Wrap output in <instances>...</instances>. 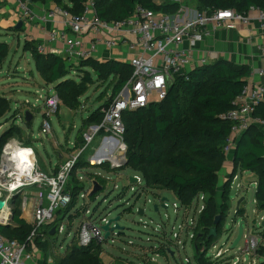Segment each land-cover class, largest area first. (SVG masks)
I'll return each instance as SVG.
<instances>
[{
  "label": "rangeland",
  "instance_id": "1",
  "mask_svg": "<svg viewBox=\"0 0 264 264\" xmlns=\"http://www.w3.org/2000/svg\"><path fill=\"white\" fill-rule=\"evenodd\" d=\"M28 1V4L35 6L42 3L41 5L46 8L54 5L58 0ZM87 1L89 0H86V3ZM155 1L158 4H165L172 0ZM63 2L75 6L71 3L72 0H63ZM177 2L183 6L191 5L192 8H197L196 0H177ZM7 6H9L8 0H0V9ZM13 12V18L20 19L17 12L15 10ZM8 18L7 14L0 13V28L3 30L6 27L5 30L0 31L2 35L0 41H5L9 45L5 62L0 69V95L7 99V104L0 111L2 114L0 116V138L7 132L4 143L16 141L32 146L37 154L40 167L48 172L50 162L52 165L57 163L58 159H61L60 155L62 159L66 160L70 155L79 152L82 143H76V139L81 129L82 138H84V134L91 126L99 125L102 122L104 109L107 107L108 100L115 94L114 87L120 74L113 73L109 77H97L95 71L89 69L94 76V82L79 97L80 104L77 108L70 109L63 104V101L61 102L57 115L52 116L54 131L47 136L41 130L45 111L44 99L49 90L56 89V83L48 84L44 81L33 54L26 50V41L34 39L37 29L25 27L20 33L16 29L17 22L11 20L12 22L7 23ZM44 44L45 42L41 41L38 46ZM60 55L65 60L69 57L68 52L64 49L60 51ZM80 62L72 58L66 61L62 67L68 72V77L65 80H80L79 77L83 74ZM125 71L129 72L130 69H125ZM163 110L168 113L166 108ZM27 111L32 112L34 116L29 122L25 119ZM94 112L100 114V120L88 123V117ZM144 112V123L139 128L140 136L135 137L130 133L129 137L125 138L126 148L130 147L125 152L130 154L131 150H136L139 154H145L152 144L156 148L158 159L164 160L170 152L169 140L157 134L153 111L148 108ZM103 134L95 135L93 142L82 153L83 155L79 158L81 162L78 165L83 166L77 168L81 172L77 175V169H75L68 186L69 190H72L75 184L88 189L93 185L97 176L103 175L108 178L103 184V191L95 200L86 198L88 213L74 217L71 230L70 220L65 219L59 229L57 242L51 240V227H45L41 235L29 242L27 259L33 260L39 256L44 264H69L65 259L70 255L71 250H75V246H78L74 244L73 240L85 217L94 214V218H98L97 225L102 227L104 225L101 220L103 217L107 216L110 219L120 214V224L125 227L124 230L122 232L115 230L108 240L103 237L95 244L97 247L95 252L99 253L104 264H114L119 258L125 259L126 264H197L195 259L197 244H202L201 253H206L205 257L214 264H260L264 260V238L255 249L248 248L251 240L250 235L261 236L264 234L261 229L264 215H261L258 209L254 210L253 205L255 188L258 186L256 175L253 179L248 172H239L241 173L239 180L232 184L235 177L233 176V165L232 172L225 179L224 186V190L230 188L229 198L226 199L230 205L229 214L225 222L221 218L223 223L217 227V236L211 240V248L208 250V246L204 244L207 235H204L202 228L198 227L200 213L198 216V212L194 209L195 202L182 206L170 190L146 189L143 175L127 167L128 165L120 168L121 170H113L109 163L97 165L94 161L92 163L86 161L94 154H106L103 153ZM227 160H229L228 156L221 159L220 172ZM85 161L87 163L84 164ZM136 175L141 177L142 182L130 181V177H136ZM77 178L80 179L79 183H76ZM247 180L249 183L246 184ZM238 184L241 189L237 195ZM223 195L217 194L216 196L219 206L223 203ZM241 195L245 198L241 205L247 207L250 217L235 216ZM162 198L168 199L165 202L167 207L160 206L159 211H155L154 204L161 202ZM84 202L85 200L80 197L77 208H80ZM14 204L19 206L20 198ZM175 204L178 205V209L175 208ZM140 208L145 211L143 215L139 214ZM28 209L32 210L31 207ZM16 210L23 214L19 208ZM29 210H26V216L29 215ZM196 216L198 217L196 218ZM61 217L62 213H59L58 218ZM242 220L244 221L243 238L233 247L238 236L239 222ZM192 236L194 237L192 238ZM76 260L78 259H74L72 263Z\"/></svg>",
  "mask_w": 264,
  "mask_h": 264
},
{
  "label": "built area",
  "instance_id": "2",
  "mask_svg": "<svg viewBox=\"0 0 264 264\" xmlns=\"http://www.w3.org/2000/svg\"><path fill=\"white\" fill-rule=\"evenodd\" d=\"M18 10L24 22L38 24L41 30L48 34L50 41L63 42L69 54L67 60L72 58L83 61L95 58L100 45L108 50L125 48L131 55L129 64L133 73L127 84L104 109L102 122L91 126L84 134L79 152L57 163L50 171H44L40 167L32 146L16 141L5 143L0 155V199L6 200L7 207L1 209L0 213L10 214L13 210L11 193L15 189H23L20 194L23 210L29 206L30 198H34V203L32 232L26 244L0 235V264H25L29 242L55 220L58 210L71 203L72 194L68 190L70 178L79 167V158L93 142L95 135L104 133L102 143L103 153L106 154H94L86 161H94L97 165L109 163L114 169L125 164L128 158L125 152L126 128L123 114L143 109L152 101L163 100L176 77L184 76L188 72V67L194 60L192 47L218 30L250 22L253 18L250 14L252 11L257 12L256 19L260 21L264 31V10L256 7H251L248 12L243 13L230 8L209 12L184 7L176 13H167L138 5L132 16L121 21L103 20L98 15L95 0L87 1L80 14H73L55 4L45 9L41 15H36L28 2L23 0L18 1ZM49 23L61 26L59 29H47ZM185 42L190 44V48L183 47ZM260 50L264 52V45ZM38 51L42 54L48 52L60 55V50L56 48L50 49L49 52L45 44L39 45ZM201 63L206 64V58H201ZM251 76L258 77L259 81H249L236 99L235 107L223 115L234 122L224 151L226 155L235 148L237 138L252 124L264 126V119L255 115L257 108L264 102V65L254 70ZM61 102L57 92L54 89L49 90L44 99L45 111L41 125L42 133L47 136L54 131L52 116L57 115ZM80 172L81 170H76L77 175ZM101 177L108 179L103 175ZM136 177L139 183L142 182L140 176ZM237 178L238 174L234 180ZM93 187L94 183L82 192L80 197L88 198ZM197 204L196 211L199 216V213L204 211L203 195ZM174 206L178 209V205ZM97 219L91 214L82 220L77 234L78 245L88 246L94 240L103 239L104 231L97 225ZM101 220L106 224L109 218L105 216ZM250 237V250L258 247L263 240L262 236L258 235Z\"/></svg>",
  "mask_w": 264,
  "mask_h": 264
},
{
  "label": "trees",
  "instance_id": "3",
  "mask_svg": "<svg viewBox=\"0 0 264 264\" xmlns=\"http://www.w3.org/2000/svg\"><path fill=\"white\" fill-rule=\"evenodd\" d=\"M35 1L37 0H32V2ZM95 2L98 15L107 21H121L132 16L138 5L153 11L167 13H176L181 7V4L175 1L165 4H158L155 0H95ZM196 2L197 9L200 11L210 12L216 9L234 8L237 12L243 13L248 12L251 7L264 10V0H196ZM71 3L75 6H70L63 0H58L55 4L68 9L73 14H80L86 0H72ZM39 42L36 39L27 40L26 50L33 54L44 81L48 84L56 83L54 90L63 104L70 109L77 108L80 104L79 97L95 80L89 69L95 71L97 77H109L113 73L120 74L112 98L132 76L133 69L129 62L121 63L114 60L101 62L91 58L80 62V67L83 69V74L79 77L80 80H65L68 77V72L62 67L67 60L56 54L39 53L37 50ZM8 48L7 42L0 41V69L5 62ZM125 69H130V71L126 72ZM250 76L251 69L248 65H237L219 59L190 70L184 76H177L175 81L170 84L167 96L163 100L152 101L143 109L127 111L123 114L126 128L125 141L130 133L135 137L140 136L139 128L144 123V111L148 108L153 111L157 134L169 140L170 152L167 158L159 160L156 148L152 144L145 154L131 150L130 154H127V167L143 175L146 189L170 190L182 206L195 202L194 209H196L200 196H204V211L199 216L198 227H201L203 234L207 235L204 244L208 246V250L211 248L210 242L213 240L209 234L215 226L217 215H220L225 222L230 210V205L226 202V199L229 198L230 188H225L224 200L220 206L216 201L219 165L221 159L226 156L225 147L228 145L234 125V122L224 118L223 115L235 107L236 99L249 82ZM111 99L108 100L106 106ZM6 104L7 99L0 95V111ZM164 108L168 113L163 110ZM255 115L264 119V102L257 108ZM100 118V114L94 112L88 117L87 122H96ZM81 130L76 143L83 144ZM7 134L6 132L0 138V155ZM125 143L127 145L126 141ZM236 144L233 176L239 172H251L257 176L258 186L255 191V199L257 209L264 211V134L258 127L251 125L242 136L237 138ZM127 149L130 147L127 146ZM85 163L87 162L85 161ZM78 166L82 168L83 165ZM113 170L121 169L113 168ZM94 181L102 185L106 183V180L100 176H97ZM79 182L80 179L77 178L76 183ZM86 190L78 184L69 190L72 194L71 203L58 210L55 220L46 226L47 228L51 227L52 231L53 228H56L55 232L50 235L51 240L58 241L59 229L66 218L70 220L71 230L74 217L81 216L88 211L86 199H84V204L77 208L80 195ZM99 194L100 192L89 195L88 198L95 200ZM159 197L161 198V196ZM17 208L19 206L13 209V221L17 226L0 225V235L8 239H17L26 244L32 232V225L21 217ZM59 213H62L61 218H58ZM246 213L245 205H240L235 216L245 217ZM222 223L220 222L219 225ZM42 231L41 233H43ZM73 241L78 245L77 236ZM95 244L94 240L88 246H75L76 249L71 250L72 252L65 261L69 264H104L99 253L95 252L97 248ZM201 245L197 244L196 247L197 264H214L205 257L206 253H201ZM68 247L70 249V246ZM74 259L78 260L72 263ZM114 264H126V262L125 259L119 258ZM260 264H264V260Z\"/></svg>",
  "mask_w": 264,
  "mask_h": 264
},
{
  "label": "crops",
  "instance_id": "4",
  "mask_svg": "<svg viewBox=\"0 0 264 264\" xmlns=\"http://www.w3.org/2000/svg\"><path fill=\"white\" fill-rule=\"evenodd\" d=\"M18 1L19 0H8L9 6L0 9L1 14H3V15L7 14L9 16V18L7 19V23L12 20V21H16L17 24L22 22L23 24L21 27H23V29L25 27L26 28L33 27V29H37V34L35 35L34 39L39 40L40 42L41 41L45 42L46 48L49 52H50V49H55V48L60 50V51L63 49L65 50V46H64L63 42H61V41H54V42L50 41L48 39L49 38L48 34L45 31L41 30V28L38 24H28L26 21L24 22L22 20L21 14L18 10ZM23 1L29 2L28 0H23ZM172 1H174V0H172ZM175 2H177V0ZM41 4L42 3H38V4H36V6L29 4V6L36 13V15H41L45 9L53 6V5H51V6L45 8ZM181 7L200 11L197 8H192L191 5H188V6L181 5ZM14 10L17 12L20 19H17L15 17L13 18V13H14L13 11ZM234 10H236V9H234ZM250 14L253 17L250 22L239 23L234 27H227V28L218 30L212 36L206 38L203 42H200L195 47H192L191 49L193 52L194 60L191 63V65L188 67V71L193 70L199 66H202L203 64L201 63V58H206V63H211V62H214L216 60L223 59V60H226L228 62H231L233 64H237V65L246 64L250 67L251 74H252V72H254V70L263 66L264 65V52L260 50V47L262 45H264V31L261 28L260 21H258L256 19L257 12L252 11V12H250ZM60 26H61V24H59V26H56L53 23H49V24H47L46 28L47 29H53V28L59 29ZM21 27L18 28V26H17L16 29L20 31ZM5 29H6V27H5ZM5 29H3V30H5ZM3 30L0 28V31H3ZM21 32H23V31L21 30L20 33ZM1 36L2 35L0 32V37ZM183 47L190 48V44L188 42H185L183 44ZM59 56H61V55H59ZM130 56H131L130 53L125 48H114L112 50H108L103 45H100L98 48V53L95 56V59L99 60L101 62H108V61L114 60V61H118V62L123 63V62H129ZM249 81H255L256 82V81H259V78L250 76ZM33 118H34V116H33ZM252 125L258 127L264 134V126L263 125H259V124H252ZM234 149L229 154L226 155V156H228L229 160L226 161L221 172L220 171L218 172V192H217V194H219V196L223 195L224 186H225V179L232 172V169H233ZM59 158H61V159L60 160L58 159L57 163H61L62 161H64V159H62L61 155L59 156ZM57 163L52 165V162H50L49 171L51 170L52 167L54 168ZM248 174L250 175L251 178L253 177V179H255L254 173L248 172ZM240 175H241V173H238V178H240ZM238 178L236 180H234V182L239 180ZM247 183H249V180L246 181V184ZM251 184L253 185V183H251ZM239 185L240 184H238L237 195L240 193V189H241V187ZM255 191H256V188H255ZM242 194H243V192H242ZM18 198H20L19 208L23 212V214H21V217L23 219H25L29 224H31L32 217H33L34 198L33 197L30 198L29 206L27 207V209H24V210L21 208V197H20V195L15 200H13L12 202L14 204ZM240 198H243V196L241 195ZM253 205H254V210H257L255 193H254ZM17 206H15V204H14L13 209H15ZM30 207L32 208V210L28 209ZM26 210L30 211L28 216H26V213H27ZM246 211H247L246 216L250 217V213H249L247 207H246ZM260 212H261V215H264V211H260ZM10 215H12V220L10 221L9 225L17 226V224L13 221V210L10 212V214H6V212L0 213V220L7 219ZM262 226H261V229H262V231H264V219L262 221ZM261 236H262V238H264V234ZM25 264H44V263H43V260L41 259V257L39 258V256H37L33 260L26 259Z\"/></svg>",
  "mask_w": 264,
  "mask_h": 264
},
{
  "label": "water",
  "instance_id": "5",
  "mask_svg": "<svg viewBox=\"0 0 264 264\" xmlns=\"http://www.w3.org/2000/svg\"><path fill=\"white\" fill-rule=\"evenodd\" d=\"M22 22H20L18 24V28H20L22 26ZM170 89V87L168 88V90ZM25 119L27 122L31 121L33 119V114L32 112L30 111H27L26 114H25ZM245 132V131H244ZM244 132L241 134V136L244 134ZM236 147H237V144L235 146V150H234V155H235V151H236ZM128 164V160H126L125 164L122 165V166H119L117 167L116 169H120V168H123L125 166H127ZM130 181L131 182H136L137 181V177H130ZM23 189L20 188V189H15L14 191H12L11 193V200H15L21 193H22ZM103 191V186L100 185L98 182L94 181V187L93 189L91 190L90 194L89 195H94L96 193H99ZM245 198H241L238 203H237V207H236V210H235V215L236 213L238 212L239 208H240V205H241V202L244 200ZM168 199L167 198H162L161 199V202L157 203V204H154V210L155 211H159V208L160 206L162 207H167V205L165 204V202L167 201ZM7 207V204H6V200L5 199H0V210L3 209V208H6ZM144 209L143 208H140L139 209V214L140 215H143L144 214ZM12 220V215H10L7 219H4V220H0V225H9L10 221ZM120 220H121V215L118 214L117 216L115 217H111L108 222L106 224H104L102 226V230L104 231V239L105 240H108L112 234V232H114L115 230H119V231H123L124 230V226H122L120 224ZM221 222V216L220 215H217L216 219H215V226L211 229V232L209 234V237H216L217 236V227L218 225L220 224ZM112 224H114V226H112ZM244 221H240L239 222V230H238V236L233 244V247H235L243 238V234H244ZM55 230L52 231V234L54 233ZM174 254V253H172Z\"/></svg>",
  "mask_w": 264,
  "mask_h": 264
}]
</instances>
